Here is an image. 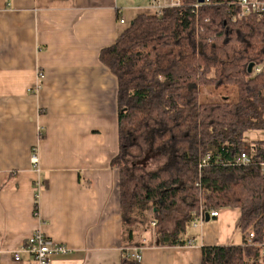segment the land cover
Returning a JSON list of instances; mask_svg holds the SVG:
<instances>
[{"label":"crops","instance_id":"1","mask_svg":"<svg viewBox=\"0 0 264 264\" xmlns=\"http://www.w3.org/2000/svg\"><path fill=\"white\" fill-rule=\"evenodd\" d=\"M152 4L0 0V264H35L26 252L20 262L14 255L36 231L70 248L52 264H121L136 249L123 243L112 164L120 150L118 80L100 51L116 42L130 10L132 21L154 12ZM218 210L191 222L183 244L162 245L143 231L141 264H203V246L241 244L240 209ZM177 219L162 228L171 231Z\"/></svg>","mask_w":264,"mask_h":264},{"label":"trees","instance_id":"2","mask_svg":"<svg viewBox=\"0 0 264 264\" xmlns=\"http://www.w3.org/2000/svg\"><path fill=\"white\" fill-rule=\"evenodd\" d=\"M237 2L179 0L140 13L100 51L118 80L112 164L126 248L140 250V234L155 228L158 243L183 244L202 208H238L242 243L203 246V264H264V140L251 145L249 163H236L245 133L264 130V14L238 18ZM228 88L236 99L221 93ZM142 155L165 162L154 171L128 163ZM174 216V228H162ZM121 264L138 263L126 252Z\"/></svg>","mask_w":264,"mask_h":264},{"label":"built area","instance_id":"3","mask_svg":"<svg viewBox=\"0 0 264 264\" xmlns=\"http://www.w3.org/2000/svg\"><path fill=\"white\" fill-rule=\"evenodd\" d=\"M179 0H174L173 3L168 5H173L178 3ZM164 6L160 2H156L153 0L152 7L155 9V11H160ZM198 7V6H196ZM236 17L238 18H246L249 15H257L258 17H262L264 14V0H238L236 6ZM120 22L126 23V19L123 17L120 19ZM255 72H260V67L254 68ZM211 151L207 153V156L205 160H203L202 165L207 164L208 160L211 157ZM237 164H246L251 161L249 157V151L243 150L238 158L236 159ZM34 163L37 162V158H34ZM219 210L213 209L209 212H206L203 210V208L199 211L197 214L195 220L193 221L194 226L198 222H203L206 220V216H209V218H214L219 216ZM253 237V233L250 234V239L248 242H250L251 238ZM70 250V248L64 244H59L54 242L49 236H47L42 231H36L31 236L28 237L25 244L21 247L20 250L15 252L14 255V261L20 262L21 261V253L26 252L30 254L32 259L34 260L35 264H52V255L55 254H64L67 253ZM130 257L138 264L142 263V252L141 249H133L130 252Z\"/></svg>","mask_w":264,"mask_h":264},{"label":"rangeland","instance_id":"4","mask_svg":"<svg viewBox=\"0 0 264 264\" xmlns=\"http://www.w3.org/2000/svg\"><path fill=\"white\" fill-rule=\"evenodd\" d=\"M131 2H133L135 5H138L139 0H131ZM133 12H135V9L130 10V12H129L130 18H128L129 22L127 25H129L131 23L130 20H131V17H133ZM147 12H150V11H147ZM127 25H125L123 27H126ZM233 90H234L233 88L223 89V91L221 93L223 95L231 96L232 99H236V94L234 95ZM137 140L139 143H141V145L145 146L144 139L142 137L138 138ZM258 140H264V130H249V131H247L245 133V144H246L245 150L249 151L253 142L258 141ZM128 159H129L128 163H130V165H132L134 162H137V163H140L141 165H143V167L148 171L156 170L159 165H162L165 162L164 157H151L149 155H142L138 158L130 156V157H128ZM172 223H173V221H171L168 224H172ZM155 229L153 230V235H154V232L156 231ZM238 229H239V227H238ZM236 234H237L238 239H239L241 237L240 229L238 232H236Z\"/></svg>","mask_w":264,"mask_h":264},{"label":"water","instance_id":"5","mask_svg":"<svg viewBox=\"0 0 264 264\" xmlns=\"http://www.w3.org/2000/svg\"><path fill=\"white\" fill-rule=\"evenodd\" d=\"M199 1H203V0H199ZM252 68H253V64H250V66H249V72H251L252 71ZM206 220L207 221H209L210 220V218H209V216H206Z\"/></svg>","mask_w":264,"mask_h":264}]
</instances>
